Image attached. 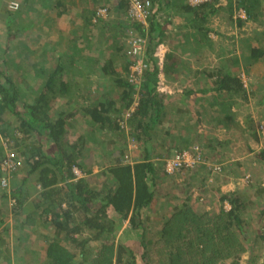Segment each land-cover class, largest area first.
<instances>
[{
    "label": "trees",
    "instance_id": "trees-1",
    "mask_svg": "<svg viewBox=\"0 0 264 264\" xmlns=\"http://www.w3.org/2000/svg\"><path fill=\"white\" fill-rule=\"evenodd\" d=\"M12 1L15 0H9L4 5L0 0V15L5 16L10 24L22 18L26 10H31L34 0H26L24 3L15 1L19 5L17 10L9 7ZM50 1L55 2V0L44 2ZM140 1L144 5L147 2L151 4L147 19L148 27L128 19L130 0H119L116 4L112 2L98 9L90 7L89 1H85L86 8L83 10L78 9L77 4L70 0H56L50 6L58 9L61 16L65 13L71 14L76 23L83 19V30H78V33L84 34L82 37L86 38L83 42L86 47L91 48L92 45L95 47V34L101 33L99 49L104 56L106 52L104 41L108 36L105 33L106 28L121 29L119 35L124 34L126 40L130 32H136L147 39L144 54L147 68L141 82L133 84L128 78L126 80L119 77L115 82L119 98L110 97L106 101L100 100L92 107L85 106L81 109L84 115L91 117L94 124L100 128L118 133L121 144L130 138L140 144V156L138 158L131 156L130 163L126 164L122 160L131 153L128 147L125 150L124 144L122 145L116 162L103 172L105 177H108L102 182L104 187L101 185L92 187L85 179L76 178L73 170L78 166V154L72 151L74 145L66 141L67 130L71 127L70 120L80 111L71 110L69 97L72 93L73 80L75 82L73 73L78 70L76 63L80 61L76 60L69 50L64 53L53 45L51 48L55 51L56 61L48 73L45 70V82L39 84L36 89L39 91L28 103L21 100L23 81L9 73V67L15 66L21 59L18 61V58L14 57V60L4 61L5 64L0 63V122L5 114L12 115L13 121H10V125L22 139L16 135L9 138L24 146L18 149L23 162L16 167L13 174H19L22 170L26 171L27 175L20 178L8 192L5 189L10 185L7 183L3 186L0 181L1 189L5 191L1 192V195L5 200L14 201L12 209L22 230L27 226H35L43 217H50V225L62 231L63 239L45 242L47 264H139V259L143 264H221L239 260L247 252V242L250 240L245 232L243 233L244 214L252 203L245 191L223 195L220 202L224 203V207L201 213L191 204L195 196V192L192 191L186 197L185 203L175 207L173 213L164 219L159 231L155 230L153 235L147 232V214L160 196L159 180L162 175H166L168 179L173 178L162 170V165L165 167L166 163L156 162V159L158 161L164 159L166 162L167 159L174 157V153L171 148L167 150V155L158 153V142L153 138L155 129L164 123L167 124L165 116L168 109L174 105V112L181 116L194 111L191 118L196 121V126L200 127L204 126L200 118L201 113L196 108L200 102L209 101L210 98H219L222 101L236 100L237 96L246 99L247 94L241 77L234 75L231 68L222 64L213 69L207 66L196 70V77L204 75L206 80L195 87L189 85L182 87V90H165L162 87L164 79L172 77L179 70L181 62L175 54L166 53L163 58L161 52L165 39L175 29L172 28L169 17L163 22L164 16L159 14L166 12V9L170 10L173 5L171 0ZM243 1L242 9L248 18L246 21L239 19L241 24L253 17L251 11L259 0ZM218 3V0H211L208 3L191 6L188 2L179 0L175 8L187 21L184 28L195 30L207 39L211 32L207 23L217 14L220 8ZM100 8L108 10L107 17L97 14ZM117 9L122 13H116L114 20L113 16ZM38 22L35 20L33 24H29L30 27L23 28L21 33L25 35L32 32L31 29L36 28L35 24ZM47 31H50V28ZM23 35L17 37L21 38ZM249 47V56L254 61L264 55L261 45ZM78 51L87 52L84 58L90 56L88 50L84 48H77L76 52ZM126 51L124 46L117 49V52L122 54L118 60L127 62L126 72L130 75L132 62L127 58ZM118 60L109 56L102 61L95 59L93 61L98 65L102 62L99 69L108 76L117 73L114 64ZM71 74L73 79L70 78ZM213 93H216L217 97H214ZM137 94L138 97H135ZM118 101L123 104L124 111L121 115L120 111L115 110ZM134 106V111L127 119L121 117ZM112 110L118 112V115L112 117L115 113ZM226 124L228 123L223 125ZM223 125L218 124L216 127L223 128ZM169 131L170 128H165L164 132L169 135ZM32 139L33 142H30ZM20 144L18 145L21 146ZM194 146L196 145L191 147ZM185 149L182 148L176 153ZM201 150L203 153L202 148ZM3 152L5 154L4 148ZM260 155L264 161V151ZM0 170L3 173L2 179L5 172L1 167ZM182 176L186 178V175ZM31 179L35 181L34 191L37 194L29 198L30 189L27 186ZM255 195L264 196V187H257ZM226 203L231 209L225 208ZM36 215L39 220L35 218ZM124 222L128 224L119 234L120 226H125ZM260 238L264 241V229ZM23 239L20 238L21 243ZM3 243L6 241L2 239L0 245ZM138 248H141V253ZM90 249L94 250V254H91ZM135 249L139 255L134 252ZM126 255H131V262L126 260ZM262 259L261 263L255 259L250 263L264 264V257Z\"/></svg>",
    "mask_w": 264,
    "mask_h": 264
},
{
    "label": "rangeland",
    "instance_id": "rangeland-1",
    "mask_svg": "<svg viewBox=\"0 0 264 264\" xmlns=\"http://www.w3.org/2000/svg\"><path fill=\"white\" fill-rule=\"evenodd\" d=\"M8 1L9 0H1L4 5L7 4ZM16 1L19 2L18 0ZM44 1L45 0H34L31 4V10H26L22 18L11 24L7 21L5 16L0 15V63L5 64L4 61L8 62L12 59L14 60V57L18 58V61L21 59L20 62H16L15 66L13 65L9 67V73L23 81L21 85V100L26 103L30 102L35 95L34 86L38 87L39 84L45 82V70H47V73L49 70L44 69L46 63L43 64V60L50 54L55 53V51H52V45L57 46L58 50L64 53L66 50H69L72 56H80L84 53L85 55L87 54L86 51H84V53L81 51L79 54L76 52L77 48L80 49V46H82V41L77 37L79 35L78 30H83L81 20L76 25H72L73 23H76L73 19L74 16H61L54 12H52V14L55 15H51V11L54 9H48L49 11L46 10L45 15L50 14V16H42V10L36 9V5H45L46 2ZM70 1H73L77 5H79V3L82 5L84 0ZM114 1L119 0H99V2H101V6L110 5V3ZM178 1L179 0H171L173 5L171 7L172 10L170 9L167 11L166 9L165 13L168 12L169 15L171 14L173 17L175 15L173 7H176L175 4ZM180 1H186L189 3V0ZM218 1L220 8L217 11V14L210 18L207 23V26L211 29L207 39L204 38L202 34L195 32V30L184 28L183 26L186 21L184 17H173V26L175 25L174 28L178 30L177 32L174 31L175 33L173 34H175L174 37L177 36V43H180L176 45V48H174L175 50L173 51L177 52V58H182L185 66L183 68L181 67V73L183 75L182 79L173 81L179 82L182 87L191 86L193 84H201V80L205 81V78L201 75L195 82L196 78L194 75H197L195 70H199L198 68L203 66H209L210 69H213L222 64L231 68L234 75L241 77L247 97L245 99L237 96L236 100L231 99L226 101H222L219 98H210L209 101H203V103L200 102L199 106L196 107L201 113L200 118L204 124V126L200 127L196 126V121L191 118V115H194V111H190V113L181 116L174 112V105H171V110L173 111H170V114L168 115L171 123H169L167 127L162 125L158 126L153 134V138H155L158 142V153L160 152L162 154H166L167 150L171 148L172 153L175 154L176 151L182 148L189 149V147L195 144L204 151L202 160L204 163H201L198 167H195V169L191 171H184L182 173L172 175L173 178L170 177L168 179L166 175H162L158 184L161 189L160 196L155 204L170 212L172 206H176L181 203L180 198L187 197L188 193L193 190L195 192L194 202L198 204H196V210L201 213L205 210L208 211L203 204H205L209 198L211 202L215 200L218 201V203H216V209L220 210L221 207H224V203L220 202L221 196L228 195L229 193L236 191H245L249 195V201H251L252 204L246 209L244 214L245 224L243 233L245 232L250 241L247 242V252L242 255L239 260L234 262H238L240 264H251L250 262L255 259L256 262L261 263L263 262L262 258L264 257V241L260 238L264 229V196H258L255 194L257 187H264V161H262V156L260 155L261 152L264 151V131H261L260 129V126L264 125V55L254 61L249 56V46L261 45L264 50V0H259L255 3V8L251 11L253 17H250L249 21L243 24L240 23V18L238 17L241 13L242 7H244L242 4L244 2L243 0ZM50 4H52L51 1ZM37 12L39 15H37ZM57 15H59V17H57ZM159 16H162V13H160ZM35 20L39 21L38 25L35 24V26L39 27V31H32L23 35L24 33H21L24 30L23 28L30 27L29 24H33ZM50 25L53 26V29L47 31L50 28ZM105 30V33L108 36L106 37V40L104 39V48L106 51L104 57L108 58L110 56L118 60L122 54L118 53L117 49L122 46L127 49L129 47V41L126 40L124 34L122 36L119 35L121 29L113 30V28L109 27ZM133 33L140 35L136 32ZM18 35L23 36L18 38ZM40 35L42 36L41 38ZM70 39L71 43L74 45L73 47L70 45ZM99 39L102 41V34L96 33V39L94 41L97 47L92 45L91 48L88 46L85 48V50H88L89 55L96 54L98 57L102 54L99 49ZM49 44L50 46H47ZM84 46L86 45L84 44ZM87 61L88 60H84L82 62L87 63ZM49 62L50 60L48 63ZM48 63L47 66L51 69ZM190 63H193V65H190ZM82 65L84 64H81V66ZM126 65L127 62L124 60L117 61V65H115V67L118 69V78L120 77L126 80L127 78L129 79V74L126 72ZM95 66L94 61L87 63L88 69H93ZM188 68L190 73L184 71ZM73 74L71 75L73 76ZM93 77L94 75H92L91 78L93 79ZM94 79L97 80L96 78ZM115 82L116 77L111 78L107 76V79H104L103 83L111 89H107L105 92H108L111 95L113 93L115 96L117 92ZM162 87L165 90H168L164 82L162 83ZM105 92L103 91V94ZM213 94H215L214 97H217L216 93ZM138 95L139 94L135 95V97H138ZM88 99L89 100L85 101V104H90L91 99ZM75 103L78 105L77 107H80V105L82 106L84 103V100H82V97H79ZM236 104L239 107L236 106ZM205 108L206 110H204ZM115 110L118 112L120 111L119 115L123 113L124 109L121 101H118ZM118 112L113 113L112 117L117 116ZM126 114L127 112L121 117L125 118ZM11 120L13 121L12 115L5 114L0 122V161L5 156L3 152V148L5 150V144L9 147L11 146V148H14L17 151L21 147H24L20 144V142L9 138L16 135L17 138L20 137L22 139L21 135L16 134L14 127H11ZM245 120L248 125L244 128L240 124ZM249 121H253V124H249ZM238 122H240L239 125L243 129L238 127ZM225 123L233 125L229 130H226L225 133H223V130L226 129V126L223 125ZM218 124L223 125L222 130L220 126V131H216L218 128L216 125ZM79 128L81 129L78 133L81 134L83 129L82 127ZM165 128H170L169 135L164 132ZM254 130H256L257 133V141L254 137H252ZM103 133L104 132L102 131L92 130L91 134L88 135V138L90 136L91 140L100 139L102 138ZM112 136L116 139L119 138V135L116 132L108 135V137ZM7 137L9 139H6ZM74 137H71V140H73ZM30 142H33V139L30 140ZM80 142L81 143L79 145L83 146L84 144H82V141ZM86 143L89 144V142ZM126 144L127 143H124V145ZM87 146L90 147L92 145ZM121 147L122 144L119 142V149H121ZM50 152L52 151L50 150ZM171 159L172 158H169L167 161H170ZM163 161L162 159L159 161L156 159V162H162L163 164L166 163V167L167 161L165 162L164 159ZM237 163H240L241 166H238ZM219 165L221 166V171L212 172V170L219 167ZM165 167L162 165V170L164 169L165 171ZM2 174L3 173L0 170V181ZM20 174L22 175L20 178L26 176L24 171ZM182 174L184 176L186 175V178H184ZM6 176L8 177V185H10L9 188L5 189L8 192L9 189H11L20 180V178L18 173L9 174L6 172L5 177ZM183 179L185 182H183ZM205 179H210V181L206 182ZM33 180L34 179H31L27 186L30 189L28 193L29 198L37 194L34 191L35 181ZM182 182L184 184H182L181 189H179L180 191H178V189L174 186L181 185ZM215 183L219 184L220 187L226 184L229 185L230 188L221 190L224 192L223 194H214L210 190H207V187L209 186L211 189V185L217 186ZM1 188L2 187H0V207L5 201L1 195V192L5 191ZM200 188H203V190H200ZM225 208L229 210L231 209V206L226 203ZM6 210H9V208L7 207ZM170 213H173V211ZM8 216H10L9 213ZM156 222L157 220L154 219L147 224L148 234H155V227H157ZM119 229V234L125 230V228L121 226ZM2 231L3 230H0V233ZM90 250L91 254H94V250ZM138 251L141 253V248H138ZM19 252L21 254L18 253L17 256H12L9 260V264H24L26 262L28 264H45L46 260L44 259L45 256L42 255L43 251L33 254L31 253V247L27 248V246H23L20 247ZM134 252L136 253V249ZM139 252L136 254L139 255ZM20 258L23 260H20ZM126 260L131 262V255H126ZM138 261L139 264H143L140 259ZM234 262L227 261L221 264H235Z\"/></svg>",
    "mask_w": 264,
    "mask_h": 264
},
{
    "label": "crops",
    "instance_id": "crops-1",
    "mask_svg": "<svg viewBox=\"0 0 264 264\" xmlns=\"http://www.w3.org/2000/svg\"><path fill=\"white\" fill-rule=\"evenodd\" d=\"M18 1L19 2H25L26 0H18ZM85 1H89L90 7H94V9H96V8L98 9L99 7H101V2H99V0H84L82 2L83 3L82 5H80L81 3H79V5H77L78 9L83 10L84 8H86V2ZM55 2L52 1V4L45 3V5L44 4L36 5V9H41L42 10L41 11L42 16L48 17V16H50V14L45 15V12L48 9L53 10L54 8H52V7L50 8V6H52ZM115 3H117V2L114 1L113 4H115ZM168 10L169 9H167V11ZM171 10H172V8H171ZM52 12H54L56 14H61L58 9H54L53 11H51V15H55V14H52ZM118 12L122 13V11H119L117 9L115 11L114 16H113L114 20H116L115 19L116 13L118 14ZM173 12L175 14L174 16H177L180 18L183 17L181 14H179V12H177L176 8H174V7H173ZM37 15H39L38 12H37ZM66 15L70 16L71 14L69 15V13L68 14L65 13V15H63V16H66ZM162 16H164V18H162L163 22L169 17V21H171L172 28L175 27V25L173 26V23H174L173 17L174 16L172 17V15L171 14L169 15L168 12L167 13L162 12ZM81 22L83 23V19L81 20ZM38 24H39V22L37 23V25ZM74 24L76 25L77 23H73L72 25H74ZM50 29H53L52 25H50ZM31 31H37L38 32L39 27L36 26V28H32ZM173 31L177 32L178 30L175 29ZM173 31H171L172 33L169 35V37L165 39V44L163 46H161V52L163 53V58H164L166 53H173V54H175V56L177 55V52L173 51V50H175L174 48H176V45L180 44V43H177L176 40H178V39L176 38L177 36L174 37L175 34H173V33H175V32H173ZM82 36H84V34H79L77 37H78V39H80L82 41L81 42L82 46H80V49L81 48L85 49L86 46H84L83 42H85L86 38H84ZM95 37H96V34H95ZM89 40H91V38H89ZM70 45L72 47L74 46L71 43V39H70ZM47 46H50V44ZM95 47H97V46L95 45ZM79 53L80 52L78 51V54ZM84 55L85 54L80 55V56L79 55L75 56L76 60H79L81 63L78 61H77L78 63H76V65H77L76 67L78 68V70H76L74 72L75 82L73 80L72 93L69 95V97H70V103L72 105L71 110H75V109L79 110L80 109V111H79V114H77V116H75L74 119L70 120L71 127H69L67 130L66 141L68 143H70V145L71 144L74 145L72 147V151H74L78 154V166L74 167V168H77L81 172V176L78 178L76 177V178L77 179H80V178L85 179L89 183V185L92 187H97V186H99V187L103 186L104 187V184H102V182L104 181V179H107L108 177L106 178L105 177L106 175H104L103 172H105L107 170V168H109L111 165L114 164V162H116V159L118 157V152H119V138L116 139L114 136H112L113 138L108 137V135H111L113 132H111V131L108 132V130L102 129V128H100L99 125L94 124L93 119L91 117L84 115V113L81 109L84 108L85 106L92 107L93 104L99 103L100 100L106 101L107 98H110V97L115 98V96L119 98V96H117V94L114 96L112 92H111L112 95L109 94L108 92H105V90L111 89V88L106 86L105 83H103V80L107 79V75L102 73V71L99 69L102 65V62H99L100 65H98L97 63H94L96 65L93 68L94 70L88 69V67H87V63H89L90 61H93L94 59H95V61H97V60L102 61V60L106 59V57H104L103 53L101 55H99L98 57L95 54V55H90V56L84 58ZM47 56H48V54H47ZM54 57H56L54 54H50L48 57H46L44 59L46 61L43 60V64L46 63V66H44V69H48L49 71L51 70V69H49V66H47V63L50 60V62L48 64L50 65V68H52L53 64L56 61L54 59ZM81 57H83V59H80ZM88 58H91V59H88ZM179 59H180V61H182V58H179ZM84 60H88L87 63L82 62ZM183 62L184 61L179 62L180 72H179V70L176 71L172 77H170V78L167 77L163 81L165 86L168 88L169 91H173L176 89L182 90V85L179 82H174L173 80L182 79L183 75L181 73L182 72L181 67L182 68L185 67ZM81 64H84V65H82L83 67L81 66ZM115 65H117V61L115 62ZM115 65H114V67H115ZM190 65H193V63H190ZM203 67H207V66H203ZM115 69L117 70V73H115L114 75H108V76L111 78L116 77V80H117L118 79V69H117V67H115ZM198 69H200V68H198ZM184 71H186L187 73H190L189 68L185 69ZM92 75H94L93 79L91 78ZM194 77L196 78V80H195V82H196L199 77H196L195 75H194ZM203 77H204V75H203ZM94 78H96L97 80H95ZM71 79H73V76L71 77ZM205 80H206V78H205ZM201 83H203V81H201ZM195 85L196 84H193V85H191V87H193V86L195 87ZM38 87L34 86V89H35L34 94H36L39 91V90H36V89H38ZM103 91L105 92L104 94H103ZM79 97H82V100H84L82 107H81V105H80V107H77L78 105H76V103H75L79 99ZM88 98L91 99L90 104H85V101L89 100ZM112 111H114V110H112ZM170 111H172V110L168 109L167 114L165 116V118L167 119L165 122L167 124L164 123L163 124L164 127H167V125L169 123H171L170 118H168ZM239 124H240V122H238V124H237L240 129H243V128H241L240 125H242L244 128L248 125L246 120L241 122L240 125ZM251 124H253V121H251ZM225 126H226V129L223 130V133H225L226 130H229L232 125H230V123H228ZM79 127H82V129H83L81 134L78 133L79 130L81 129ZM222 129L223 128H221V130ZM92 130L104 132L102 138L91 140V138L89 136V138H90L89 139L88 135L91 134ZM216 131H220V129L217 128ZM245 131H246V129H245ZM87 132H89V133H87ZM71 137H74V139L71 140ZM252 137H254V139L256 141L258 140L256 130H254V134L252 135ZM116 140H117V143H115ZM80 141H82V144H84L83 146L79 145L81 143ZM86 142H89V144ZM124 143H127V144L124 145L123 149L126 150V148L128 147V150H130L129 152L132 154L133 158H138L140 156V152H139L140 151V147H139L140 144L139 143L134 142V140H132V139L130 141H127V142L124 140L122 145ZM87 145H92V146L88 147ZM237 165L241 166L240 163H237ZM20 173H22V170L20 171ZM20 173L18 174L19 178L22 176ZM24 173L26 174V171H24ZM205 181L208 182V181H210V179H208V180L205 179ZM106 185H105V187H106ZM215 185H217V186L211 185V189L208 186L207 190H210L214 194H216V193H220V194L222 193L223 194L224 192L221 190H225L227 188H230V186L226 185V184L223 185L222 187H220V185L217 183H215ZM181 187H182V185H177L176 189H178V191H180L179 189H181ZM189 189H190V186H189ZM200 190H203V189L200 188ZM192 191L193 190H191L188 193V195L191 194ZM188 195H187V197H188ZM184 198L186 199V197H184ZM184 198L183 197L180 198L181 203L177 204L176 206H172L171 211H174L175 207H178L182 203H185L186 200H184ZM5 201H7V202H5ZM5 201L3 202V205L0 207V230H3L0 233V239L1 240L3 239L6 241V243H3L0 245V264H9V260L12 258V256H17L18 253L21 254L19 252V250H20V247H23V246H27V248L31 247V253H33V254H35V253L37 254V252L40 253V251H43L42 255L45 256V257L44 256L43 257L46 260L45 264H47L45 242H47L48 240H56V239L61 240V239H63L64 234L62 233V231H60V229L54 227L53 225H50L51 224V221H50L51 218L50 217L49 218L43 217V219H40L39 222H36L35 226H33V227L27 226V227H25L24 230H22L20 223L16 221V218L14 216V212L12 209L14 201H12V200H5ZM216 203H218V201L215 200V201L211 202V200L209 198V200L206 201V203L203 204V206L205 208H207L208 211H212V210L214 211V209H216ZM191 204H194V207H196L197 203L194 202V198L192 199ZM7 207L9 208V210H6ZM196 209H197V207H196ZM202 210H205V209H202ZM170 212H168L166 209H163L162 207H160L159 205L154 203L150 212L147 214L146 227L148 228L147 224L149 222H151L152 220L156 219L157 220V222H156L157 227H155V230L159 231L161 224L164 222V219L167 218L169 215H171ZM202 212H204V211H202ZM8 213L10 214V216H8ZM160 216H161V218H160ZM35 218L39 220L37 215L35 216ZM45 223H48V224H45ZM124 224H125V226H124V228H125L127 226L128 222H124ZM61 233H62V236H60ZM21 237L24 238L22 240L23 241L22 243L20 242ZM1 240H0V242H1ZM20 260H23V259L20 258ZM21 264H23V263H21ZM24 264H28V263L26 262Z\"/></svg>",
    "mask_w": 264,
    "mask_h": 264
},
{
    "label": "built area",
    "instance_id": "built-area-1",
    "mask_svg": "<svg viewBox=\"0 0 264 264\" xmlns=\"http://www.w3.org/2000/svg\"><path fill=\"white\" fill-rule=\"evenodd\" d=\"M211 0H189V4L191 6H198L203 3H208ZM151 4L149 2L145 3V5L140 0H130V8L128 10V19L131 22H140L146 27H148V15L150 12ZM11 9L17 10L19 5L17 2L12 1L9 4ZM101 17H107L108 10L106 8H100L97 13ZM242 21L247 20L246 12L241 9V13L238 16ZM130 39V40H129ZM129 41V47L125 52L127 58L132 62L129 75V81L133 84H139L142 80L144 70L147 68L144 60V54L147 49V39L144 36L136 35L133 32H130L127 37ZM134 62V64H133ZM136 105V104H135ZM135 106L126 114V119L132 114ZM123 125V123H121ZM261 131H264V125L260 126ZM132 154H128L125 159L122 160L123 163H130ZM203 160V153L199 146L189 147V149H185L181 152H177L174 154V157L167 161V165L165 167V172L168 175H175L177 173H182L184 171L193 170L195 167H198ZM23 162V158L20 155V152L15 150L14 148L9 147L5 144V156L0 161V167L6 173H13L16 170V167L20 166ZM75 176L78 178L81 176V172L74 168ZM221 171V166L216 167L212 172ZM7 177H3L1 179L2 185H7ZM250 180V179H249ZM120 264V263H116Z\"/></svg>",
    "mask_w": 264,
    "mask_h": 264
}]
</instances>
